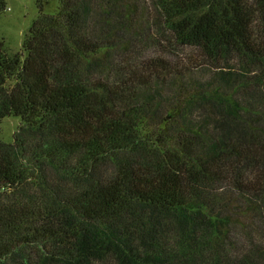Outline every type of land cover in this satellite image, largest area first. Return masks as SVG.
Wrapping results in <instances>:
<instances>
[{
  "label": "trees",
  "instance_id": "1",
  "mask_svg": "<svg viewBox=\"0 0 264 264\" xmlns=\"http://www.w3.org/2000/svg\"><path fill=\"white\" fill-rule=\"evenodd\" d=\"M39 5L0 40V264H264V0Z\"/></svg>",
  "mask_w": 264,
  "mask_h": 264
},
{
  "label": "rangeland",
  "instance_id": "2",
  "mask_svg": "<svg viewBox=\"0 0 264 264\" xmlns=\"http://www.w3.org/2000/svg\"><path fill=\"white\" fill-rule=\"evenodd\" d=\"M60 0H6V9L0 13V40H4L9 55L22 54L25 35L38 18L40 5L48 14L57 11ZM21 120L10 117L0 121V141L12 142Z\"/></svg>",
  "mask_w": 264,
  "mask_h": 264
}]
</instances>
